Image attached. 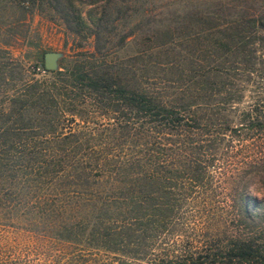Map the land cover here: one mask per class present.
I'll return each instance as SVG.
<instances>
[{
  "label": "trees",
  "instance_id": "16d2710c",
  "mask_svg": "<svg viewBox=\"0 0 264 264\" xmlns=\"http://www.w3.org/2000/svg\"><path fill=\"white\" fill-rule=\"evenodd\" d=\"M127 1L31 0L94 51L0 102V227L42 256L0 264H264V0H205L131 79L96 57Z\"/></svg>",
  "mask_w": 264,
  "mask_h": 264
},
{
  "label": "rangeland",
  "instance_id": "374dc122",
  "mask_svg": "<svg viewBox=\"0 0 264 264\" xmlns=\"http://www.w3.org/2000/svg\"><path fill=\"white\" fill-rule=\"evenodd\" d=\"M208 4L205 0H128L122 4L120 17L114 21V26L109 32V50L104 55L98 54L97 60L120 62L126 78L131 79L130 65L135 61L134 54L139 48L153 46L156 41L165 38L169 34L167 29H174L175 34L188 30V27L183 25L196 16L195 10ZM24 5L25 7H22V0H0V102L22 79L50 76L42 67L45 51L61 52L56 69H60L61 65L71 66L77 61L83 62L90 58L85 56V53L94 51L92 35L85 39L75 37L65 30L60 21L50 19L45 11L37 9L31 0L24 2ZM130 29H134V33L122 42L120 35ZM187 40H183L184 48H188L187 44H190ZM160 52L158 58H165V53ZM156 58L157 56L150 57L145 54L138 61L151 67V61ZM32 68H35L34 73ZM151 72L163 76L164 71L159 65H154ZM167 74L170 75V71H167ZM90 119L89 126L107 121L105 116L98 114ZM75 121L71 123L73 126L84 123L78 118ZM258 149L259 147L254 145L247 146L237 142L233 152L237 154L236 158H245L248 155H256ZM237 163H233V167ZM256 194L261 197L264 191H256ZM30 242L31 239L25 233L10 227H0L2 255L40 262L42 256L30 249Z\"/></svg>",
  "mask_w": 264,
  "mask_h": 264
},
{
  "label": "water",
  "instance_id": "95a60500",
  "mask_svg": "<svg viewBox=\"0 0 264 264\" xmlns=\"http://www.w3.org/2000/svg\"><path fill=\"white\" fill-rule=\"evenodd\" d=\"M61 52L55 50H47L43 54V64L44 67L48 70L58 68V58L60 57Z\"/></svg>",
  "mask_w": 264,
  "mask_h": 264
}]
</instances>
